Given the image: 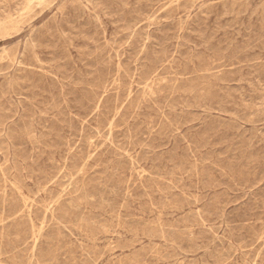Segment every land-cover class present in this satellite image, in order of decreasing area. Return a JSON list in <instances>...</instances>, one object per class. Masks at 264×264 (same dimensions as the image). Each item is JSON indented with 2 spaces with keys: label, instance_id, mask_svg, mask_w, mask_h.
<instances>
[{
  "label": "rangeland",
  "instance_id": "rangeland-1",
  "mask_svg": "<svg viewBox=\"0 0 264 264\" xmlns=\"http://www.w3.org/2000/svg\"><path fill=\"white\" fill-rule=\"evenodd\" d=\"M0 264H264V0H0Z\"/></svg>",
  "mask_w": 264,
  "mask_h": 264
}]
</instances>
